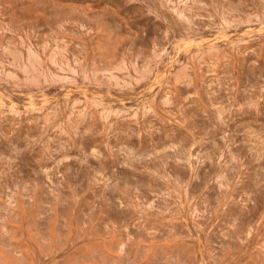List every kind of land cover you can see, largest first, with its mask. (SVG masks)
<instances>
[{
    "label": "clouds",
    "instance_id": "obj_1",
    "mask_svg": "<svg viewBox=\"0 0 264 264\" xmlns=\"http://www.w3.org/2000/svg\"><path fill=\"white\" fill-rule=\"evenodd\" d=\"M29 4L19 20L0 0V264H264V0ZM218 72L223 107L202 99ZM53 113L55 144L32 135ZM229 125L247 155H193Z\"/></svg>",
    "mask_w": 264,
    "mask_h": 264
},
{
    "label": "rangeland",
    "instance_id": "obj_2",
    "mask_svg": "<svg viewBox=\"0 0 264 264\" xmlns=\"http://www.w3.org/2000/svg\"><path fill=\"white\" fill-rule=\"evenodd\" d=\"M173 4H180L181 0H172ZM30 10H31V5L29 4V0H10V7H9V13L12 14L15 18L19 19V20H25L28 19L30 16ZM182 14L186 17V19H190V16L188 13L184 12L183 8H173L168 15L171 17H174L177 20H180V15ZM186 21H181V23H184ZM109 24L112 23V20L109 19L108 21ZM199 23V22H197ZM211 23H215V24H222V23H231V20L228 21H221V20H216L213 22L210 21H204L205 26L211 24ZM47 31V30H45ZM245 31V27H240L239 29L237 28H229L227 29V31L225 32V35L229 36L231 38L232 41H235L238 37L239 34L243 33ZM210 34L211 35H218V32H215L212 28H208L207 31H204L203 36L205 39H209L210 38ZM99 39V37H98ZM187 48L192 49L193 46L190 43H187ZM124 46V43L122 42L120 44V46L115 48V55L118 56L121 48ZM51 48H55L54 45H50ZM246 47L248 48H258L259 47V42L256 40L251 41ZM69 51H72V49H69ZM52 53H49V55H51ZM189 53L186 52H181L178 56V59L180 61H185L186 56H188ZM206 61L211 64V56L206 57L205 58ZM248 60V62L250 63L252 60L257 59V57L255 56H250L246 58ZM162 64H161V73H163V67H164V63H166V58L162 57ZM60 62V57L56 56L55 57V63L58 64ZM113 62H115V60H113ZM55 66V65H53ZM260 66H264V59H260L258 61V65L256 69H253V72L255 73L256 79L253 80V86H255V84L258 82V78L260 75L259 72V67ZM175 68H179V65H174ZM205 72L208 71V68L204 69ZM247 73V70L245 69V74ZM224 74L218 72L217 73V77L213 78V77H208V79L205 81V84H211L212 85V89L211 92L214 93L215 95H211L210 99L204 98L202 97V99H205L206 103H210L214 106H218V107H223L225 103H227V99L229 97V91H228V82L225 79H220V77H222ZM235 75L237 76L238 79H243V77H240L239 75V71H237V73H235ZM156 91H160L159 88L156 89ZM161 96H163V93H161ZM157 99L159 100L160 97H157ZM237 100H240L241 98L239 96L236 97ZM17 100L16 98L12 99V103H16ZM172 116H175V113H172ZM177 120H180V117L176 116L175 117ZM51 123L48 124L47 129L44 128V122L41 123L40 126L36 127L33 126V130H32V135L33 136H37V135H43V131H47L48 132V136L45 137L46 139H51L53 141V144H55V137L57 135V133L55 131H53V126L54 124H58L60 123V117L58 116V114H51ZM255 131H259V128L256 127L254 129ZM244 129L241 128L239 130H237L234 126L229 125L227 128H224L223 131L220 132V136L224 135V132H227L228 135V142H226L224 139H218V138H212L211 142H201L198 146L193 144L191 145V147L193 148V155L195 156L197 153H208L209 150L211 149L212 152L215 153H223L225 148H228L233 155H240L241 153L243 155H247L248 154V148L251 147L250 145L248 146H244L242 144V142L245 140V137L240 135L239 133L243 132ZM63 139V138H62ZM234 140L235 141V145H241L242 148L238 149L235 146H233V144L231 143V141ZM247 162V161H246ZM257 175H260L259 172H257ZM249 188L248 184H245L244 186H242L241 189H237L235 192H232L231 195L233 196L234 199L239 200L241 197L244 196V191L247 190ZM214 195L219 196L220 193L217 192ZM200 208L197 207H193L192 212L193 213H199ZM238 211V208L236 207H232L230 206L226 216H232L234 213H236ZM260 211H264V205H258L257 209L255 211H253L252 215L249 217L251 220H258L259 219V213ZM177 223H181V221L179 219H177ZM186 223V220H185ZM41 227H43V222H41Z\"/></svg>",
    "mask_w": 264,
    "mask_h": 264
}]
</instances>
